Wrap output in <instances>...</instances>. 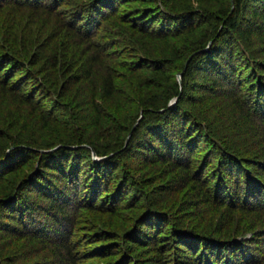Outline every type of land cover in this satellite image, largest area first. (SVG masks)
I'll return each instance as SVG.
<instances>
[{"label":"trees","instance_id":"1","mask_svg":"<svg viewBox=\"0 0 264 264\" xmlns=\"http://www.w3.org/2000/svg\"><path fill=\"white\" fill-rule=\"evenodd\" d=\"M127 1L0 0V264H264V0Z\"/></svg>","mask_w":264,"mask_h":264},{"label":"rangeland","instance_id":"2","mask_svg":"<svg viewBox=\"0 0 264 264\" xmlns=\"http://www.w3.org/2000/svg\"><path fill=\"white\" fill-rule=\"evenodd\" d=\"M163 0H159V5H162V4H164L163 2H162ZM191 1H193V2H195L193 5L195 6V5H197L196 3H197V0H191ZM182 2H183V5L184 6H186V4H188V0H182ZM143 3V1H139V0H137L136 2H134V1H127L123 6H122V4H121V7H120V9L118 10V16H117V19L115 20L116 21V23H115V25H117V24H120L121 22H123V21H125V22H129L128 20H126V19H131V21H134V18L132 17V16H130L131 14H134L135 13V10H137V8H139V7H144V5L142 4ZM188 6V5H187ZM111 26L112 25H114V24H110ZM182 76V75H181ZM178 81H179V83L180 84H182V77L179 79V75H178ZM175 99V97L172 99V101ZM177 101V100H176ZM176 101H175V103H176ZM172 103V102H171ZM170 103V104H171ZM174 103V104H175ZM173 104V105H174ZM170 106H172V105H170ZM95 155V154H94ZM94 159L95 160H100L101 158H99V157H96V155L94 156Z\"/></svg>","mask_w":264,"mask_h":264},{"label":"water","instance_id":"3","mask_svg":"<svg viewBox=\"0 0 264 264\" xmlns=\"http://www.w3.org/2000/svg\"><path fill=\"white\" fill-rule=\"evenodd\" d=\"M181 75H182V73H180L179 74V79L181 78ZM177 100V98H175L173 101H172V103L170 104V105H173L174 103H175V101ZM57 148V147H56ZM56 148H54V149H52V150H55ZM95 156V155H94Z\"/></svg>","mask_w":264,"mask_h":264}]
</instances>
